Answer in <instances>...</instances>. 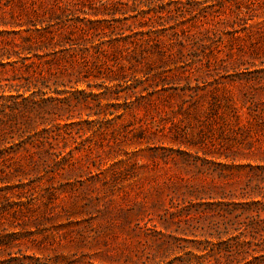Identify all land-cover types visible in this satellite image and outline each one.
Masks as SVG:
<instances>
[{"label":"rangeland","instance_id":"374dc122","mask_svg":"<svg viewBox=\"0 0 264 264\" xmlns=\"http://www.w3.org/2000/svg\"><path fill=\"white\" fill-rule=\"evenodd\" d=\"M70 2L92 21L111 20L104 13L115 11L122 19L121 11L134 7L133 0ZM256 22L262 25L242 43L246 55L235 50L229 61L254 65L228 73L209 71L202 52L201 62L177 70L157 53L145 54L150 72L112 52L110 76L107 65L90 61L89 79L71 90L84 91L87 103L75 104L64 113L73 118L60 122L74 125L50 126L66 133L65 150L79 161L73 171L30 163L31 151L10 154L18 139L0 141V264H201L198 257L244 241L252 243L241 255L264 264V233L253 239L246 230L257 207L227 205L264 195V122L259 127L248 115L252 105L264 108V19ZM186 44L187 55L193 50ZM136 79L143 82L135 94ZM197 85L217 90V98L195 93ZM185 86L194 90L184 93Z\"/></svg>","mask_w":264,"mask_h":264},{"label":"trees","instance_id":"16d2710c","mask_svg":"<svg viewBox=\"0 0 264 264\" xmlns=\"http://www.w3.org/2000/svg\"><path fill=\"white\" fill-rule=\"evenodd\" d=\"M133 1L134 7L121 11L122 19L115 18V11L104 13L112 16L111 20L92 21L87 18V11L76 5L73 7L70 0H0V141H7L9 136L19 140L15 144L17 149L10 154L31 151L34 156L29 159L30 163L50 164L51 161L52 172L73 171L79 161L74 150H65L66 133H55L50 126L60 131L64 126L74 125L63 126L60 122L71 120L73 117H65L64 113H71L75 104H86L87 96L84 91L71 90L81 84L83 78L89 79L90 61L102 62L107 65V76L114 75L115 62L109 57L112 52L118 53L120 59L130 56L139 65L145 63L147 72L150 66L145 54L150 53H157L162 63L169 62L176 70L178 64L189 66L201 62V52L207 58L205 65L209 71L218 67L228 73L230 69L243 66L240 64L254 65V62L240 60L238 67H234L229 61L235 56V50L239 57L246 55L242 43L262 25L256 20L264 19V0ZM129 21L131 24H127ZM199 27L201 29L196 32ZM97 37L100 44L96 46ZM106 38L108 40L103 41ZM186 43L193 50L187 55L184 54ZM173 47L180 56L178 61L173 60ZM107 48H111L110 53ZM122 79L126 80L127 75ZM136 80L139 84L130 88L135 94L143 82ZM188 88L185 86L181 91L194 90ZM200 91L207 92V86L197 85L194 92ZM157 92L154 89L151 94ZM209 92H213L215 100L214 93L218 91ZM67 94L72 95L76 103ZM77 95H83L84 101ZM213 106H217L216 103ZM248 110V115L262 127L264 108L252 105ZM60 141L65 143L63 148H59ZM252 194L234 198L262 200L227 205L244 209L257 207L258 217L246 229L254 239L256 234L264 233V219L261 218L264 195L261 191ZM248 243L252 242L244 241L236 248L229 246L224 253L219 250L218 256L204 255L198 260L201 264L241 261L252 264L241 255Z\"/></svg>","mask_w":264,"mask_h":264}]
</instances>
